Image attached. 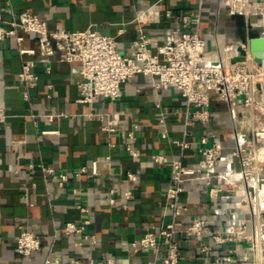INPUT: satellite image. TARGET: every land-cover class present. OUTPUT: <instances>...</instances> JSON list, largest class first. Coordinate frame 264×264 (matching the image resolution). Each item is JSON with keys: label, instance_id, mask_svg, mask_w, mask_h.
I'll return each mask as SVG.
<instances>
[{"label": "crops", "instance_id": "1", "mask_svg": "<svg viewBox=\"0 0 264 264\" xmlns=\"http://www.w3.org/2000/svg\"><path fill=\"white\" fill-rule=\"evenodd\" d=\"M198 0H0V13L6 22L23 11H31L45 19L52 30L78 31L95 28L102 34L115 36L122 53H129L132 42L142 27L163 42L167 33L181 23V15L197 8ZM153 6L152 11L148 8ZM170 10L171 16L165 11ZM141 12L156 16L159 23L138 21ZM122 32L120 33V31ZM262 31V19L254 11L242 7L220 9L218 0H206L203 32L207 51L216 49L213 33L223 36L224 46L237 48L251 31ZM22 46L35 50L22 55L15 37L0 41V108L9 117L0 121V264H43L47 257L100 259L111 256L131 262L153 260V252H132L130 242L140 238L148 225L159 226L169 221L164 214V192L168 185L169 163L157 164L151 155L163 154L169 160L180 155L171 139L181 138L185 126V106L181 94L173 88L155 90L153 78L137 74L122 86L123 94L115 100L99 98L92 104L79 102L82 77L72 63L59 58L55 45L42 46L32 33H22ZM35 60L37 85L24 101L19 72L24 59ZM160 103L161 106H157ZM212 120L209 128L194 124L189 137L191 146L185 152V163L199 160L198 142L208 129L215 132L225 147V160L219 168L226 169L237 162L227 157L233 146V132L245 141L251 139L253 113L243 105H232L213 93ZM123 112L116 132L102 129L104 122L95 113ZM92 113V115H90ZM165 125L159 123L160 114ZM45 114L53 115L52 119ZM135 123L136 141L128 137ZM167 137H163V133ZM130 144L139 151L133 157ZM34 163V168L30 164ZM41 164L67 172L69 180L59 186L57 178L46 176ZM96 165L98 174H93ZM87 172L78 177L77 168ZM127 171L137 174L136 181L127 182ZM133 190L134 199L125 198V189ZM76 190V191H75ZM190 205L187 218L207 216L215 226H221L224 209L222 200L209 201L204 186L189 183ZM116 199L110 205L108 196ZM86 207L81 212L78 205ZM88 219L85 233L96 236V242L84 234L65 235L62 231L69 221ZM264 221V214L261 219ZM23 229L36 232L41 247L31 257L24 258L16 250V239ZM248 232H252L251 224ZM210 245V253L201 247ZM183 264H242L244 254L250 253L249 243L235 248V243L216 246L209 236L199 239L182 237L180 241ZM234 248L232 253L229 249ZM162 254L158 256V263Z\"/></svg>", "mask_w": 264, "mask_h": 264}, {"label": "built area", "instance_id": "2", "mask_svg": "<svg viewBox=\"0 0 264 264\" xmlns=\"http://www.w3.org/2000/svg\"><path fill=\"white\" fill-rule=\"evenodd\" d=\"M206 0H198L197 8L181 15V23L167 33L163 42L139 27V34L132 42L131 52L125 54L118 48L115 36L102 34L95 28L68 31L52 30L47 21L34 12L23 11L11 21L6 22L0 13V41L15 37L20 44L22 55L35 53L34 49L22 46V33H32L38 37L42 46L55 45L59 50V58L72 63L79 72L82 81L79 84V102L92 104L99 98L110 100L122 96V86L137 74L151 76L155 90L173 88L183 97L185 106V126L181 138L171 139L180 149V155L169 160L163 154L154 153L152 160L157 164L169 163L168 185L165 189L164 214L169 221L159 226L148 225L143 235L130 242L132 252H153V260L131 262L129 259H116L111 256L95 258H68L62 262L58 256L47 257L43 264H183L180 241L182 237L199 239L209 236L216 246H225L234 242L238 249L244 243H249L250 253L244 254L242 264H263L264 258V67L249 54L244 61H233L239 55L237 48L224 46L223 36L213 33L216 49L207 51V41L203 32V21ZM239 6L245 12H256L262 19L264 33V0H218L220 9H230ZM153 6L148 8L152 11ZM171 16V11H165ZM138 21L159 23L160 14L156 16L141 12ZM122 30L120 31V33ZM244 46V45H243ZM35 60L26 58L19 72L23 84L22 95L28 102L32 89L39 80L34 71ZM217 94L221 100L232 105L237 102L253 113L250 127L251 139L245 141L233 132V146L227 157L234 159L238 168L230 163L226 169H220L225 159V147L217 134L207 130L199 138V160L188 165L185 163V152L191 146L189 137L192 126L196 123L209 128L212 120V94ZM157 106H161L157 103ZM92 115V113H90ZM103 122L102 129L106 132H116L123 112L95 113ZM52 119L53 115L45 114ZM9 115L0 108V121H5ZM165 116L160 114L159 123L165 125ZM140 124L135 123L129 130L128 138L135 142V131ZM163 137H167L164 132ZM129 154L139 156V151L132 145H127ZM34 163L30 164L34 168ZM41 170L46 176L58 179L59 186H64L69 180V174L57 171L52 166L41 164ZM87 172L85 166L77 168L74 175L82 176ZM93 174L97 175L94 165ZM137 174L127 171L126 181H136ZM189 183H200L204 186L209 201L222 200L227 203L224 209L215 208L216 214L222 215L221 226H215L207 216L187 218L186 212L190 205L187 194ZM76 191V190H75ZM125 198L134 199L133 190L125 189ZM110 205L116 204L111 195L107 197ZM81 212L86 207L78 205ZM88 219L67 222L62 231L65 235L84 234L85 238L96 242V236L85 233ZM251 224L252 232H248ZM41 247V238L33 230L23 229L16 239L15 250L24 257H31ZM213 247L204 245L202 253H210ZM235 249H229L232 253ZM162 254L158 263V256ZM230 258L229 255L217 258L213 262ZM213 262H211L213 264ZM215 264V263H214Z\"/></svg>", "mask_w": 264, "mask_h": 264}, {"label": "water", "instance_id": "3", "mask_svg": "<svg viewBox=\"0 0 264 264\" xmlns=\"http://www.w3.org/2000/svg\"><path fill=\"white\" fill-rule=\"evenodd\" d=\"M238 51L239 55L233 61H244L249 54L264 67V33L262 31L251 30L242 39L241 45L238 46Z\"/></svg>", "mask_w": 264, "mask_h": 264}]
</instances>
